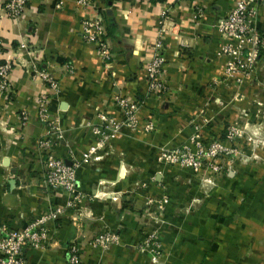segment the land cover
<instances>
[{
    "label": "crops",
    "instance_id": "0c3cea01",
    "mask_svg": "<svg viewBox=\"0 0 264 264\" xmlns=\"http://www.w3.org/2000/svg\"><path fill=\"white\" fill-rule=\"evenodd\" d=\"M234 1L91 0L81 6L77 0H28L17 20L0 18V63L11 65L9 90L0 94V228H23L68 199L42 183L36 140L46 124L38 117L40 101L46 102L49 119L59 122L53 149L67 161L74 144L73 149L85 152L94 143L90 126L98 122V110L122 120L117 96L138 103L137 120L149 126L147 131L124 130L111 141L101 164L77 170L83 195L76 211L90 217L74 226L69 211L49 223L48 244L24 249L25 264H68L72 243L79 247L81 264H102L105 256L89 239L103 228L119 239L107 255L111 264H140L130 246L141 227L157 225L148 214L154 205L146 201L163 197L167 202L159 219L181 228L163 238L170 244L177 238L187 247L166 264H264V168L214 174L218 182L205 208L195 206L196 212L180 219L172 215L175 208L187 196L199 195L193 181L186 184L193 173L157 160L160 151L189 144L198 132L219 140L218 132L240 110L248 120L263 110L251 100L264 103V80L258 75L228 79L224 73L227 58L219 53L226 41L216 24ZM90 19L105 27L112 52L107 62L81 39V23ZM257 29L264 35V1L258 6ZM156 54L164 58L160 95L150 93L146 74ZM40 72L57 80L56 90Z\"/></svg>",
    "mask_w": 264,
    "mask_h": 264
},
{
    "label": "built area",
    "instance_id": "2783aa9c",
    "mask_svg": "<svg viewBox=\"0 0 264 264\" xmlns=\"http://www.w3.org/2000/svg\"><path fill=\"white\" fill-rule=\"evenodd\" d=\"M264 0H235L228 14L218 21L216 29L226 44L222 46L220 53L227 58L225 63V76L232 79L237 75L247 78L258 75L264 80V35L257 29L258 6ZM28 0H7L0 5V18L6 17L17 20ZM81 6L91 3V0H77ZM80 36L84 43L92 45L102 61H109L112 56L111 45L106 37L105 27L99 19L84 20L81 23ZM161 44H156V49ZM2 45L0 42V54ZM164 58L156 54L146 68L148 90L150 93L160 95L164 91V84L160 79ZM11 65L0 63V94L9 90L8 75ZM40 78L51 89H57V80L46 72L39 73ZM115 104L122 115L121 121H116L105 112L98 110L96 118L98 122L92 124L91 139L93 144L89 145L85 152H80L74 144L68 151V161L60 157L53 149L54 141L58 138L60 129L57 119H49L46 102L40 101L38 117L46 124L44 134L36 140L41 167L42 183L52 193L65 194L67 201L50 207L47 211L34 218L23 228L12 229L6 226L0 228V264H25L24 249L45 248L51 234L49 223L55 222L61 216L71 211V220L74 226L82 223V212H77V205L82 203L83 191L77 183V170L90 168L100 163L104 156L111 152V141L124 130L136 131L149 126L139 124L136 113L139 104L126 99L115 97ZM206 133H199L191 137L190 144L171 150L160 151L157 160L164 165L176 166L177 168H188L197 173L202 168L204 159H213L218 152L217 147L205 145ZM230 138L229 136H227ZM103 148H106L105 152ZM104 152V153H103ZM101 164V163H100ZM96 196V195H95ZM167 202L165 197L159 200L148 199L146 205L160 209L158 216L163 218V209ZM149 211V216L156 209ZM150 209V208H149ZM157 214V212H155ZM90 215L85 216L84 220ZM83 221V226L86 224ZM160 224L164 223L161 219ZM163 225V224H162ZM84 235H81V238ZM118 241V235L109 228H103L94 233L89 239L92 248H100V245ZM68 264H81L79 258V247L76 243L68 246Z\"/></svg>",
    "mask_w": 264,
    "mask_h": 264
},
{
    "label": "rangeland",
    "instance_id": "374dc122",
    "mask_svg": "<svg viewBox=\"0 0 264 264\" xmlns=\"http://www.w3.org/2000/svg\"><path fill=\"white\" fill-rule=\"evenodd\" d=\"M239 81L240 80H237V82ZM262 86H264V81L260 84L261 88ZM239 100L241 99L238 98L237 101ZM256 101L260 103L257 105ZM251 102L253 105L264 110V103L262 101L255 98V100H251ZM263 110L261 114H256L253 119L249 120L244 114V110H240L237 119L227 124L224 131L218 132V134H221L219 140L212 139L207 135L204 139V144L208 146L214 144L218 149L217 155L213 159H204L200 171L197 173L192 172L193 178L188 179L186 184H190V182L193 181V184L197 186L199 195L195 197L187 196L189 198L184 203L177 206L172 213L175 218L178 217L181 219L193 214L195 206L198 208H205L210 189L217 185L216 182H218L212 177L214 174L225 175L228 171H238L244 166L250 167L251 170L255 172L258 170L261 171V169L264 168ZM200 133L203 134V132ZM196 134H199V132ZM185 169L188 168H178V170ZM188 187L191 188V186ZM154 209L156 210L151 213V216L152 220L156 221L157 225L152 227H141L137 242L130 246V250L134 253L135 259H138L137 262L140 264H166L167 259H174L176 252H184V250L187 249L186 245H183V243L178 244L176 241L177 238H174V242L171 244L166 241L167 238H163L166 234L175 235L181 228H176L171 219H168L171 221H169L170 224L165 225V222L164 225H161L158 216L160 209ZM155 212H157V214H155ZM118 243L119 239L117 242H112L103 246L100 245V248H97L100 250V255H104L106 258L103 259L102 264H111L107 255L111 253L113 247L117 246ZM105 260H107V262Z\"/></svg>",
    "mask_w": 264,
    "mask_h": 264
}]
</instances>
